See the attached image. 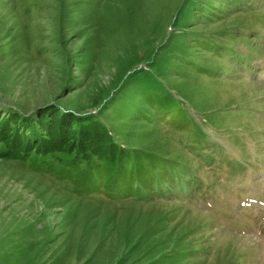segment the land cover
Segmentation results:
<instances>
[{"label":"rangeland","instance_id":"374dc122","mask_svg":"<svg viewBox=\"0 0 264 264\" xmlns=\"http://www.w3.org/2000/svg\"><path fill=\"white\" fill-rule=\"evenodd\" d=\"M50 105L203 184L77 194L0 139V264H264V0H0V118Z\"/></svg>","mask_w":264,"mask_h":264},{"label":"trees","instance_id":"16d2710c","mask_svg":"<svg viewBox=\"0 0 264 264\" xmlns=\"http://www.w3.org/2000/svg\"><path fill=\"white\" fill-rule=\"evenodd\" d=\"M227 51L232 55L230 49ZM157 97L162 102L163 116L167 114L168 119H173L182 115L173 101L163 95ZM11 115L0 118V139L6 142L2 155L25 159L32 150L45 155H67L66 167L59 175L73 183L77 194L101 190L116 200L133 197L149 201L153 196L169 198L183 193L191 196L203 184L186 164L120 144L111 129L98 119L52 110L51 105L41 107L38 113L28 117L17 110ZM189 121L185 118L177 123L183 126ZM25 122L29 124L25 126ZM35 168L50 172L54 165L43 160L36 162Z\"/></svg>","mask_w":264,"mask_h":264}]
</instances>
